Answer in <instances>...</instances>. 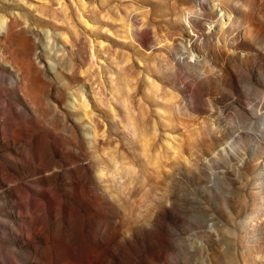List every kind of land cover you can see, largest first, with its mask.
<instances>
[{
    "label": "rangeland",
    "instance_id": "374dc122",
    "mask_svg": "<svg viewBox=\"0 0 264 264\" xmlns=\"http://www.w3.org/2000/svg\"><path fill=\"white\" fill-rule=\"evenodd\" d=\"M143 2L152 8L150 24L171 40L163 50L156 47L151 27L134 33L136 43L125 44L105 33L108 28L123 34L122 26L102 19L106 11L102 0H64L67 15L59 0L46 4L0 0L4 29L0 32V264H179L181 253L185 264H243L245 257L251 260L264 251V90L244 71L238 83L232 76L234 67L258 69V79L264 82V54L247 43H236L245 23L264 28L259 19L264 4L225 0L217 8L216 0H177V5L187 4L192 12L184 25L175 18L177 5L172 0ZM244 6L247 12L242 11ZM232 13L236 18L229 20ZM111 15L116 17L115 12ZM81 16L94 27L86 28ZM131 22L137 27L140 23L136 16ZM224 23L228 27L221 30ZM72 26L79 30V40ZM63 33L72 37L74 48L64 43ZM87 37L107 42L111 48L104 51L109 53L117 48L132 51L145 61L146 75L182 95V102L174 104L156 101L149 95L152 85L140 80L137 95L144 97L152 114L157 116V108L168 113L157 116L162 128L165 120L175 124L188 114L202 118L211 114L217 127L225 130L213 137L218 155L234 162L243 146V169H226L219 161L201 165L199 187L216 194L221 210L215 215L204 210L206 202L186 193L187 203L179 211L182 220L169 223L160 214L155 220H140L138 209L119 196L116 183L97 177L106 161L83 113L74 108L78 93L69 87L84 84L79 72L89 60ZM229 48L235 56L227 54ZM95 51L105 60L102 93L107 103L124 81L98 43ZM160 51L167 59L157 55ZM64 52L67 56L61 55ZM212 68L222 70L224 76L214 74ZM83 90L108 124L110 136L134 155L130 138L122 134L111 112L99 106L93 87L85 85ZM53 96L61 105L59 112L51 106ZM242 183L247 184L244 190L238 187ZM244 195L250 208L237 215L234 202ZM256 264H264V259Z\"/></svg>",
    "mask_w": 264,
    "mask_h": 264
},
{
    "label": "clouds",
    "instance_id": "9594fccd",
    "mask_svg": "<svg viewBox=\"0 0 264 264\" xmlns=\"http://www.w3.org/2000/svg\"><path fill=\"white\" fill-rule=\"evenodd\" d=\"M81 2L83 3L84 0H81ZM224 2L225 0H216V7L219 8ZM260 2L264 4V0H260ZM42 3L46 4L48 0H42ZM172 3L177 5V0H172ZM102 4L106 9L101 14L102 19L122 26L123 34L120 35L104 28L103 31L109 36H113L125 44L136 43L134 33L143 32L146 28L151 27L158 41L156 45L158 49L163 50L171 44L167 33L159 32L154 24H150L152 8L146 5L143 0H102ZM59 8L67 15L68 9L67 5L64 4V0H59ZM248 10L247 6L242 8L244 12ZM112 12H115V18L111 15ZM39 14L44 16L43 12ZM191 15L192 12L187 4L177 5V15L175 17L177 21L188 25V17ZM220 15L223 18L224 13L221 12ZM133 16L139 18L138 27L131 22ZM44 18L49 19L47 16H44ZM235 18V13L230 14L229 20ZM81 19L86 28L92 29L94 27L88 21L83 20L82 16ZM259 19L264 23V15L260 16ZM56 23L63 25L65 21L57 20ZM227 27L228 23H224L221 30ZM3 30V28H0V32ZM72 31L76 40H79L81 38L79 30L72 26ZM233 35L235 36V33ZM62 39L66 45L74 48L72 37L68 33H63ZM86 39L90 46L89 60L87 66L79 72L84 84L76 82L74 86L69 87L72 91L78 93L79 99L73 97L75 100L74 108L83 113V119L88 122L92 129V139L99 145L100 154L106 161V167L96 174L97 177L101 180L115 182L119 190V196L138 209L136 217L140 220H145V218L155 220L158 214L162 215L169 223L182 220L179 211L187 203L186 193H191L194 198L206 202L203 204L205 211L213 215L219 212L221 209L216 205V194L203 191L199 187L201 165L207 162L215 163L219 161L226 169H243V146L235 156L234 162L232 159H222L218 155L220 152L219 147H213L215 143L213 137H219L220 133L225 130L217 127L211 114L203 118L199 115L188 114L186 117L182 116L175 124H169L165 120V126L162 128L157 116L163 118L168 113L164 108H157V116L152 114V109L145 103L144 97L137 95L140 80L146 79L152 85V88L148 91L152 99L156 101L174 104L182 102V95L179 92H174L171 87H165L164 83L152 75H146L144 71L147 67L145 61L135 56L132 51L117 48L109 53L104 51L111 48V45L107 42H93L91 37ZM260 41H264V28H257L252 23H245L241 39L236 43H247L259 53L264 54V45ZM97 43L103 55L106 58L110 57L117 73L121 75L124 81L123 88L112 95L107 103L102 93V89H104L102 65H106L105 60L96 55ZM226 51L229 56L236 55V52L231 48L226 49ZM61 55L67 56V52L61 53ZM148 55L151 56L152 53L149 52ZM157 55L162 59H167L163 51L158 52ZM192 59L195 60L196 56L193 55ZM40 67L43 68V65H40ZM241 71L248 75L252 83L264 90V82L258 79V69L234 67L232 69L234 83H238ZM212 72L221 78L224 76V72L220 69L212 68ZM69 75H72V73L70 72ZM111 79L115 84L117 75L113 74ZM85 85L93 87L99 106L111 112L113 119L119 123L122 134L130 138L135 148L134 155H129V152L124 150L119 139L110 136L108 124L103 117L93 110L92 105L89 103L86 91L83 90ZM225 91L230 90L225 88ZM50 103L52 108L58 112L60 111L61 105L57 102L56 96L51 98ZM77 105L79 107H76ZM114 105L119 106L123 115L117 111V107ZM173 128L176 131L170 130ZM136 157L143 161L142 165ZM107 166L111 167L110 171ZM225 174L227 175V173ZM248 179L251 180V177ZM229 180L231 182L230 177ZM238 187L240 190H244L247 188V184L242 183ZM234 206L237 215L250 208L248 196L238 197L234 202ZM214 209L215 211H213ZM232 219L235 220V217H232ZM230 234L233 235L235 241V234ZM209 244L210 248L215 250L214 241H210ZM172 251L176 250L173 248ZM178 259L179 264H185L186 257L184 254H178ZM261 259H264V251L256 253L251 260L245 257L243 264H256V261Z\"/></svg>",
    "mask_w": 264,
    "mask_h": 264
}]
</instances>
